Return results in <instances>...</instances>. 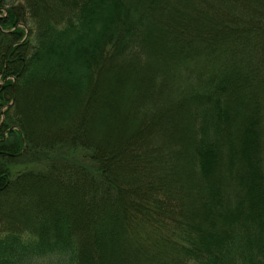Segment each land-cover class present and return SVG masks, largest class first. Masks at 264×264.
Returning a JSON list of instances; mask_svg holds the SVG:
<instances>
[{
    "label": "trees",
    "instance_id": "obj_1",
    "mask_svg": "<svg viewBox=\"0 0 264 264\" xmlns=\"http://www.w3.org/2000/svg\"><path fill=\"white\" fill-rule=\"evenodd\" d=\"M2 9L0 264H264V0Z\"/></svg>",
    "mask_w": 264,
    "mask_h": 264
},
{
    "label": "rangeland",
    "instance_id": "obj_2",
    "mask_svg": "<svg viewBox=\"0 0 264 264\" xmlns=\"http://www.w3.org/2000/svg\"><path fill=\"white\" fill-rule=\"evenodd\" d=\"M11 1H13V2H19V1H21V0H11ZM4 11H3V9L0 11V15H2V14H4L3 13ZM17 25H20V26H22L21 24H17ZM114 73V72H113ZM116 77V76H115ZM2 82V79H1V77H0V83ZM102 85V84H101ZM102 87V86H101ZM100 86H99V89L101 88ZM104 90V89H103ZM104 93L103 94H101L98 98H99V102L98 103H96V108H97V110L99 111L98 112V117H100V118H98L96 121H95V123H97V133L99 134V135H104V134H106V139H108V141H111V139L113 138H115V139H117L118 137H119V135L116 133V131H111L112 129L110 128V126H108L107 125V120H109L108 119V116L110 115V112H111V110H112V108H109V105H107L105 102V100H112L111 98H108L106 95H104ZM29 101H31V102H35V101H37V97L35 96V97H32V99H28ZM102 100V101H101ZM93 101L95 102V99H93ZM92 103V102H91ZM115 106H114V108H116V104H114ZM55 108H57V107H55ZM113 108V109H114ZM124 108V107H123ZM2 109V108H1ZM52 111V110H51ZM121 114H123L122 112H121ZM101 133V134H100ZM74 154H80V153H78V151L77 150H75V152H74ZM82 155V154H81ZM69 157H73V158H76V159H78V160H80V157L79 156H71V155H69ZM27 160L26 159H17V160H14V161H12V162H9L8 163V167H9V170H10V172H12V173H14V172H16V171H18V170H22V169H26V168H39V166H38V164L36 163H33V162H26Z\"/></svg>",
    "mask_w": 264,
    "mask_h": 264
},
{
    "label": "water",
    "instance_id": "obj_3",
    "mask_svg": "<svg viewBox=\"0 0 264 264\" xmlns=\"http://www.w3.org/2000/svg\"><path fill=\"white\" fill-rule=\"evenodd\" d=\"M1 111V110H0Z\"/></svg>",
    "mask_w": 264,
    "mask_h": 264
}]
</instances>
